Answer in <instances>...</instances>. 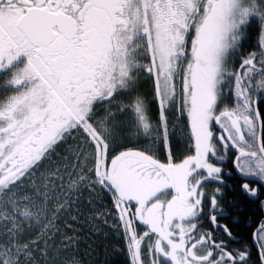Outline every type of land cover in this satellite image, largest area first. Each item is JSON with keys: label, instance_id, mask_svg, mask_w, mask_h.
Returning <instances> with one entry per match:
<instances>
[{"label": "flooded vegetation", "instance_id": "af4514ba", "mask_svg": "<svg viewBox=\"0 0 264 264\" xmlns=\"http://www.w3.org/2000/svg\"><path fill=\"white\" fill-rule=\"evenodd\" d=\"M191 2L0 0V56L10 53L19 58L6 65L0 57V77L9 74L10 84L16 85L19 80L14 77L20 71L18 76L24 80L26 73H33L39 80L33 65L43 73L44 69L52 72L51 78L67 103L84 117L95 111L117 113L118 108L121 114H128L137 104L139 110L144 108V113L148 100L143 96L142 85L148 79L139 76L142 70L137 58L154 51L157 33L171 41L175 34L192 38L220 31L214 23H208L214 6H207L201 20L195 23L190 13ZM242 8L243 22L249 23L250 31L261 26V45L256 47L251 42L250 54L241 61H233L242 62L234 82V103L217 96L216 109L248 106L256 126L255 146L250 141L238 145L215 136L205 157L206 167H196L189 192L184 188L188 184L171 174L168 165L180 164L199 154V141L193 146L186 143L187 151L180 159L170 137L168 141H162L161 136L146 138L140 131L133 141L114 142L107 147L106 161L113 167L109 176L118 180L132 198L128 204L133 214L131 229L139 264H236L243 241L233 231L239 224L233 217L235 192L242 193L261 212L252 228V239L245 243L254 248H248L246 258L262 264L254 239L258 232L257 241L264 256V155L259 148L257 117L258 112L264 149V0H242ZM201 22L207 25L202 26ZM245 24L228 23L230 34L235 36L228 54L237 42L242 44L240 51L245 52L243 47L247 46L241 40L251 38L250 31L239 35ZM33 51L37 56L28 62L26 57ZM18 65L22 66L17 70ZM255 70L259 74L245 82L247 73L252 76ZM63 108L57 107L40 135L26 143L27 154L54 142L63 123L69 121Z\"/></svg>", "mask_w": 264, "mask_h": 264}, {"label": "rangeland", "instance_id": "374dc122", "mask_svg": "<svg viewBox=\"0 0 264 264\" xmlns=\"http://www.w3.org/2000/svg\"><path fill=\"white\" fill-rule=\"evenodd\" d=\"M191 3L190 13L193 15L192 20L195 23L201 20L207 6H214L213 14L210 15L211 11L208 14V17L210 15L208 23H214L220 31L212 32L210 35H200V37L196 34L197 36L192 38L190 35L175 34L171 41H168L170 38L164 37L159 32L154 42V51L152 50L146 55H139L137 58L139 69L142 70L139 76L148 79L151 94L160 109L159 121L156 125L160 127L157 131L162 133L161 137L163 138L161 140L168 141L169 137L177 135L179 138H186L188 146H193V141L196 143L199 141L201 144L202 151L196 156L191 155L193 157L180 164L168 165V171L171 174L183 178L185 185L188 184L184 186L188 192L191 187L190 179L196 167H206L205 157L211 150L210 145L215 136H218L220 141L226 138L227 141L230 140L238 145L250 141L255 146L256 142V126L248 106H237L235 111L228 108L224 111L216 109L217 96H220L225 79V61L232 44V38H235L234 34H230V27L228 29L227 25L228 23L229 26H232L233 23L245 24L243 22L245 13L242 8V0H192ZM199 12L201 13L198 16ZM206 23L201 22V25H207ZM9 54L4 53L0 56L6 65H12L14 59L19 60V58H13ZM21 64L23 65L22 62ZM20 67L18 65L16 69L18 70ZM7 70L8 68L3 71ZM43 71L60 96L52 92L49 85L41 79L38 80L33 73H26L27 79L24 80L18 76L20 75L19 71L18 75L14 77L15 80H19L18 83L12 84L14 85L12 87L18 88H16L17 91L0 108V188L3 187L0 190V264H17L18 255L22 252L18 245L19 233L23 225L29 223L26 219L28 211L22 206L23 201H19L18 198L23 196L26 190L28 192L30 188L42 193L46 176L44 170H41L39 162L43 160L44 154L50 147L62 140L70 127L78 136L76 137L75 155L71 154L70 157L72 163L69 164L72 171L64 172L65 178H72V182L80 178L91 182L93 167H95V177L99 184L110 191L107 185V182L110 181L117 191L119 201L115 200L118 218L123 225L125 222L127 224V230L123 229L126 238L128 235L131 242L135 241L131 229L133 214L128 204L132 198L118 180L110 178L109 173H113V167L110 168L106 161L107 147L115 142V121L119 119V115L111 111H107V113L95 111L91 116L84 117L67 103L65 96L51 78L52 72L48 69ZM233 76L234 79L238 80L235 74ZM175 104L177 111L174 110ZM57 107L66 109L69 114V121H65L66 124L63 123V128L56 135L53 143L48 145V141L51 139L49 138L46 142L48 146H43L39 154L38 152L37 154L36 152L32 153L33 157L29 160L28 166L25 165L30 167L29 169L26 167L19 174L17 171H12L10 166L15 161H20L18 158L23 152L27 153L29 145L26 143L40 135L46 121ZM125 108L124 106L123 109ZM118 110L121 113V109L118 108ZM143 110L144 108L139 110L137 104L131 107L126 115L133 119L136 132L140 131L138 133L150 138L153 137V132L156 130H152L151 118L147 116L148 112L143 113ZM168 114L172 117L177 116L175 122L177 130L174 134H172L173 131L171 132ZM183 116L188 121L189 130H187L186 124L182 122ZM215 127L217 129H214ZM81 135L87 137L95 148V166L93 165L94 157L89 153L87 143L79 138ZM92 135L101 145V150ZM101 151L102 156L100 155ZM18 175L19 178L17 179ZM193 181L197 180L193 177ZM195 194L196 192L193 191L194 197ZM194 200L193 206H195ZM127 247L129 248V246ZM133 248L138 264L134 244Z\"/></svg>", "mask_w": 264, "mask_h": 264}, {"label": "trees", "instance_id": "16d2710c", "mask_svg": "<svg viewBox=\"0 0 264 264\" xmlns=\"http://www.w3.org/2000/svg\"><path fill=\"white\" fill-rule=\"evenodd\" d=\"M250 30L251 27L247 22L242 27L239 35H247ZM250 36L251 38L241 40V42H244V46H247V48L243 47L245 52L240 51L242 44H237L239 43L237 42L234 49L228 54L224 84L220 93V98L223 101L231 100L234 103L232 99L236 88H234L235 79L233 74L238 76V70L241 68L242 62L238 64V62L234 63L233 61L237 58L241 61L250 54L251 42L254 41L256 47L261 45V26L250 31ZM242 73H246L245 69ZM253 73L252 76L247 73L245 82L250 81L252 77L259 74L257 70ZM10 79L9 74L0 77V108L17 91L16 88L12 87L14 85L10 84ZM143 83V96L148 100L145 111L148 112L147 116L151 118L152 130H156L160 128L156 125L159 121L160 109L151 94L150 83L148 81ZM176 108L177 105L175 104V111H177ZM116 115H119V119L115 121V142L133 141L137 137L135 136L137 132L135 131L133 119L119 112ZM176 117L168 114L172 134L177 130L175 126ZM182 120L186 124L187 130H189L186 117L183 116ZM126 124H129V126H126ZM72 130V127H70L62 140L50 147L44 154L43 160L39 162V166L41 170H44L46 176L42 193L30 188L28 192L26 190L27 193L24 192L23 196L18 198L19 201H23L21 204L28 211L26 219L29 223L24 224L19 233L18 245L21 247L22 252L18 255L17 264H132L128 253L126 234L121 220L118 218L115 203V195L118 196L117 191L111 182H107L110 191L101 186L95 177V167H93L91 182L83 178L75 179L72 182V178H65L63 174L72 171L70 157L71 154L75 155L76 137L78 136ZM161 135L162 133L156 130L153 132V139ZM79 138L87 143V149L94 157L93 165L95 166L96 151L94 146L87 137L81 135ZM170 140L175 143L177 159H180L182 153L187 151L186 138L172 135ZM36 141L39 142V140ZM39 151L40 149L36 151V154L37 152L39 154ZM32 157L29 153L23 152L18 158L20 161H15L10 166L11 170L17 171L19 174L21 170L28 166ZM24 160L26 161L24 162ZM26 164L27 166H25ZM232 200L236 203L233 217L239 221L233 231L243 241V246L238 252L240 258L236 264H260L259 260L257 263H252L248 257L246 258L248 248H254L245 242L252 239V228L259 221L261 212L256 204L254 205L240 192H235ZM249 224L251 226H248Z\"/></svg>", "mask_w": 264, "mask_h": 264}, {"label": "water", "instance_id": "95a60500", "mask_svg": "<svg viewBox=\"0 0 264 264\" xmlns=\"http://www.w3.org/2000/svg\"><path fill=\"white\" fill-rule=\"evenodd\" d=\"M257 117H258V122H259L258 125H259V128H260L259 137H258L259 148H260L261 153L264 155V149H263V126H262V122H261V120L259 118L258 112H257ZM259 230H261V229H259ZM257 235H258V232H256V234H255L254 245L260 252L261 263L264 264V256H263V253H262V251L260 249V246L258 244Z\"/></svg>", "mask_w": 264, "mask_h": 264}, {"label": "built area", "instance_id": "2783aa9c", "mask_svg": "<svg viewBox=\"0 0 264 264\" xmlns=\"http://www.w3.org/2000/svg\"><path fill=\"white\" fill-rule=\"evenodd\" d=\"M92 137L94 138L95 142L98 143L97 140L95 139V137H94L93 135H92ZM98 147H100L99 144H98ZM100 148H101V147H100ZM118 205H119V203H118ZM129 244H130V243H129ZM130 252H131V254H132V258H133V261H134V252H133V249H132V245H131V244H130Z\"/></svg>", "mask_w": 264, "mask_h": 264}, {"label": "bare ground", "instance_id": "6f19581e", "mask_svg": "<svg viewBox=\"0 0 264 264\" xmlns=\"http://www.w3.org/2000/svg\"><path fill=\"white\" fill-rule=\"evenodd\" d=\"M68 53V52H67ZM47 58V57H46ZM55 63V62H54ZM55 69V68H54ZM131 260L133 261V258H131Z\"/></svg>", "mask_w": 264, "mask_h": 264}, {"label": "crops", "instance_id": "0c3cea01", "mask_svg": "<svg viewBox=\"0 0 264 264\" xmlns=\"http://www.w3.org/2000/svg\"><path fill=\"white\" fill-rule=\"evenodd\" d=\"M227 58H228V56H227ZM226 61H227V59H226Z\"/></svg>", "mask_w": 264, "mask_h": 264}]
</instances>
